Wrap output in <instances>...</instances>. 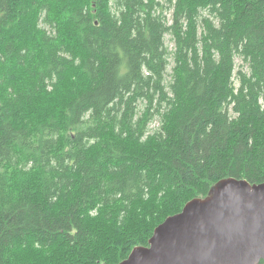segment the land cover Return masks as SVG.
Returning a JSON list of instances; mask_svg holds the SVG:
<instances>
[{"label": "trees", "instance_id": "obj_1", "mask_svg": "<svg viewBox=\"0 0 264 264\" xmlns=\"http://www.w3.org/2000/svg\"><path fill=\"white\" fill-rule=\"evenodd\" d=\"M0 69V264H119L264 182V0H0Z\"/></svg>", "mask_w": 264, "mask_h": 264}, {"label": "water", "instance_id": "obj_2", "mask_svg": "<svg viewBox=\"0 0 264 264\" xmlns=\"http://www.w3.org/2000/svg\"><path fill=\"white\" fill-rule=\"evenodd\" d=\"M264 263V182L223 179L154 231L119 264Z\"/></svg>", "mask_w": 264, "mask_h": 264}, {"label": "rangeland", "instance_id": "obj_3", "mask_svg": "<svg viewBox=\"0 0 264 264\" xmlns=\"http://www.w3.org/2000/svg\"><path fill=\"white\" fill-rule=\"evenodd\" d=\"M55 15H56L57 17H60V18H61L60 13H58V12H56V11H55ZM26 20L28 21V18H26ZM25 23H26V22H24V23L20 26V29H19V30L21 31V34H22L23 36H25V37L28 38V39H27V43H29V44H35L36 41H38L37 35H36V33H35V28H34L31 24H29V22H28V26L25 25ZM38 24H40L39 20H38ZM23 38H24V37H23ZM3 71H4V70H1V69H0V89H1V90H3V89L6 88V86H3V85L1 84V79H2V76H3ZM41 263H42V264H46V261L41 262Z\"/></svg>", "mask_w": 264, "mask_h": 264}]
</instances>
